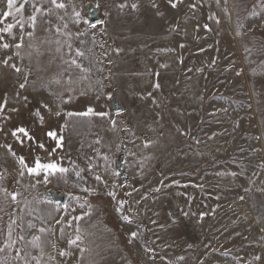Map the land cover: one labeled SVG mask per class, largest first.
Masks as SVG:
<instances>
[{
	"label": "rangeland",
	"instance_id": "obj_1",
	"mask_svg": "<svg viewBox=\"0 0 264 264\" xmlns=\"http://www.w3.org/2000/svg\"><path fill=\"white\" fill-rule=\"evenodd\" d=\"M58 2L65 8L36 0L51 12L37 15L34 36L25 37L20 57L13 55L15 48L0 49V61L11 56L9 63L24 70L17 74L0 64V102L7 93L5 113L12 117L0 121V145H11L17 156L23 155L31 163L34 154L43 159L47 153L38 148L33 153L27 141L21 147L10 130L26 127L50 151L55 143L45 133L54 129L59 134L60 125H66L64 146L56 157L70 171L47 185L36 184L27 174L18 176L15 158L0 147V187L19 193L16 202L0 194V246L8 240L13 219L12 239L17 241L0 257H6L7 264H24L11 259L19 247L27 264H77L81 254L67 241L75 238L78 227L83 237L78 243L88 249L82 264H264V191H257L264 189V0H221L219 5L216 0H201L195 10L187 6L194 0H184L177 9L167 0ZM83 2L100 8L103 24L91 28L84 22L89 20L80 6ZM132 3L138 7L132 9ZM120 4L126 7L121 9ZM5 8L6 0H0V13ZM74 10L80 13L79 23ZM32 11L33 0H28L24 18ZM212 14L219 23L208 19ZM5 23L15 21L10 17ZM205 23L211 31L196 29L197 24ZM171 26L177 30L171 31ZM56 27L62 31L57 33ZM31 30L25 26V32ZM20 32L15 27V39L5 36V41L15 44ZM77 49L84 55L76 57ZM72 58L87 71L65 63ZM29 71V83L20 94L29 96L33 104L20 106L21 114L8 113L19 106L15 93ZM55 77L61 83L51 85V91L64 100L73 97L69 102L60 104L41 87ZM156 83L159 89L153 87ZM113 97L124 110L111 118ZM38 98L54 100L50 106L53 111L61 110V116L41 108L45 120L41 125L29 112L39 107ZM88 106L108 112L109 118L66 115ZM118 161L125 164L129 177L125 183ZM218 172L237 175L219 176ZM85 189L94 191L90 194ZM43 190L63 192L71 198L67 211L48 204V198L40 199ZM108 191L116 193V200L105 195ZM120 200L127 203L117 213ZM184 211L196 215L184 217ZM200 212L206 213L202 220ZM121 215L131 216L133 222L122 221ZM76 216L81 220H74ZM41 227L48 231L41 233ZM132 231L140 235L129 244ZM21 235L23 241L18 239ZM33 235L41 237L39 249L28 243ZM145 246L153 252L146 253ZM59 249L71 255L60 257ZM254 255L262 259L253 261Z\"/></svg>",
	"mask_w": 264,
	"mask_h": 264
},
{
	"label": "snow or ice",
	"instance_id": "obj_2",
	"mask_svg": "<svg viewBox=\"0 0 264 264\" xmlns=\"http://www.w3.org/2000/svg\"><path fill=\"white\" fill-rule=\"evenodd\" d=\"M27 2H28V0H23V2H20V0H6V8L2 13H0V24H4L3 27H0V49L15 48L16 51L13 53V55L16 57L21 56L20 49H22L24 47L25 37H27L29 40L31 38H33L34 33H35V29H36V25H37V15L38 14L43 15L45 12H51V9H43L41 6H39L36 3V0H33V11H32L30 16H28L27 18H24L23 11L25 9V5L27 4ZM49 2L53 6V8H56V9L65 8V4L62 2H58V0H49ZM200 2H201V0H194V2L188 4L187 6H188V8L195 10ZM167 3L172 9H177L181 4L184 3V0H167ZM216 3H217V5H219L221 3V0H216ZM224 3H227V0H224ZM151 6L155 9L157 7V4L153 2ZM119 7L121 9H123L124 7H126V4H120ZM137 7H138L137 3L131 4L132 9H136ZM223 11L225 12L226 15L229 14L227 8H224ZM156 14L158 16L163 15L160 12H157ZM17 16H19L20 19H16ZM73 16L75 18L76 23H79L80 22V13L76 12L74 10ZM10 17L15 21V23H5L8 20V18H10ZM208 19L209 20H215L216 23H219V20L216 18L215 14L210 15L208 17ZM84 22L89 23L87 20H85ZM103 23H104V21L97 20L95 23H90L89 26L91 28H95L97 26V24H103ZM17 26L21 30L19 40L15 44H10V43L6 42L5 36H8V37H11L12 39H15L13 29ZM25 26H27L28 28H30L32 30L25 32L24 31ZM201 27L206 31H211L210 26L207 23H205L203 25H200V24L196 25L197 30H199ZM240 27L242 28L243 25H241ZM64 28L65 29L67 28V24L64 25ZM170 30L176 31L177 26H171ZM61 31H62L61 28L56 27L57 33H60ZM249 31H252V29H250ZM82 34L83 33H80L79 35H82ZM237 35H242V33L238 31ZM56 44L58 45V47L56 48V51L59 53L61 51V48L59 47L60 41L57 40ZM28 47L31 48V47H33V45L29 44ZM179 47L183 48V47H185V45L180 44ZM69 49H71L70 44H69ZM117 51H119V49H117ZM160 51H174V50L173 49H161ZM200 51H204V49H201ZM246 51H247V49H246ZM37 53L40 54L38 49H37ZM83 55H84V53L81 52L79 49H77L75 51L76 57H81ZM11 59H12L11 56L5 57L2 61H0V64L13 69L14 72L17 74L24 71L21 67H18L14 63L10 64L9 61ZM65 63H68L71 66H75L76 68L80 69L82 72L87 71V69H84L82 67V65L79 64L77 59H75V58H72L69 61H65ZM213 63H215V60H213ZM160 67H166V65H160ZM239 74L240 73L238 72L237 75H239ZM30 75H31L30 71L25 72L24 77H23V82L18 84V91L15 93V99H16L17 105H19V106L8 109L7 110L8 113L21 114L20 113V106H22L24 108H28L29 105L33 104V100H31L29 98V96H21V94H20V90L26 89V87L29 83ZM156 75L159 76V72H157ZM60 83H61V80L58 77H55L52 80H50L47 84H42L41 87L47 89L49 91V95L55 97L56 100H58L60 104H64V103L69 102L73 97L69 96L68 100H64L62 97L57 96V94L55 92L51 91V85H53V84L58 85ZM67 83H69V84L71 83L70 78L68 79ZM153 87L156 89H159L160 85H159V83H156L153 85ZM67 91L71 92L72 89L69 88V89H67ZM83 94L84 93H81V95H83ZM148 95L150 96L151 93H149ZM109 98H111V94H109ZM8 102H9L8 101V95H7V93H5L4 100L2 102H0V121H7V120H10L12 118L11 115H8L7 113H5L6 105L8 104ZM35 103L37 105H39V107L35 108L34 110L29 109V112H30V115L35 120H38L41 125H43L45 122L44 116L40 110L41 108L47 110L49 113H51L55 117H59L62 114L61 110L53 111L52 107L50 106L51 104L55 103L54 100L46 101L43 98H38V99H36ZM153 103H156L155 99H153ZM121 111H122V109H117L118 114ZM66 115L69 117L78 116V117H99L101 119L109 118L108 112L96 111L92 106H88L82 112H68V113H66ZM112 124H113V127H115L116 121L112 120ZM237 126H238V124H237ZM65 127H66V125H60V133L59 134L54 129L45 133V136L49 140H51L55 143V147H52L50 151L46 147L45 143L37 140L36 137L31 135L26 127L18 126L14 129L10 130L11 136L20 144L21 147H23L25 145V142L27 141V142H29L28 147L33 151V153H35V150L37 148L40 149L41 151L47 153L46 157L43 159L39 154H34L32 157L31 163H28L23 155L17 156L16 152L13 151L11 145H0V147L7 148L8 154L10 156H12L13 158H15L16 163L19 165V170H18V176L19 177H24L27 174L29 177H31L35 180L36 184L43 183V184L47 185L52 181V179L63 177L65 174H67L70 171L69 168L62 166L59 163V160L61 158L56 157V153L58 152V150L62 149L64 146V136L62 135V133H63ZM2 130L3 129H0V131H2ZM97 143H99V141H97ZM144 146L147 147L148 144H145ZM117 147H119V146H117ZM104 159L107 161L108 157L105 156ZM88 168H89V170H91L92 165L89 164ZM75 174L77 177L80 176L79 171L76 172ZM113 175H118V173H113ZM217 175H219V176L230 175V176L235 177L237 175V173L236 172H218ZM2 178H3V176H2V174H0V179H2ZM95 179L97 181H101V177L99 175H96ZM17 182H19V180H17ZM161 183H163V182H161ZM173 183H179V182L173 181ZM31 186L35 187L36 185L33 184ZM113 187H116V185L114 184ZM199 187H203V186L200 185ZM85 191H88L91 194L94 190L85 189ZM155 191H159V189H155ZM245 191L247 192V191H249V189H245ZM257 191H264V189H257ZM0 194H3L5 198L10 197L12 202H16L17 196L19 195V193H17V192H11L10 193V192H8L7 188H2V187H0ZM105 195L111 197L113 200H116V193L114 191H108L105 193ZM126 195H130V193H126ZM74 199L78 200L79 197H75ZM240 199L243 200L244 197L242 196V197H240ZM46 202L48 204L54 205L57 209H60L61 207H63V209L65 211H67V209L69 207L67 202H64L63 204H61V202L59 200L48 199ZM126 203H127V201H124V200L117 201V207L115 208V211L117 213H122L124 205ZM83 206L84 205H81V207H83ZM89 207H91V206H89ZM88 214L89 213H84V215H88ZM190 214L192 216L196 215L195 212H192V213H189L187 211L182 212V215L184 217H188ZM171 215L172 214L169 213V216H171ZM205 215H206L205 212H200L199 218L202 220L205 217ZM81 218H82L81 216H76V217H74V220L79 221V220H81ZM120 219L122 221L128 223V224H131L133 222L132 217L129 215H121ZM15 223H16L15 219H13L9 223V225H8V228H9L8 240L5 241L3 246H0V253H4L5 251H10L13 249V246L16 245L17 241L12 239V230H13L12 226ZM56 223L60 224L61 221L57 220ZM69 223H71V222H69ZM152 223L155 224L156 221H152ZM172 223L173 224L177 223V220L175 217H172ZM28 227L32 228L33 225L31 223H29ZM137 227L139 228V226H137ZM39 231L41 233H44V232H47L48 229L41 227L39 229ZM79 231L80 230L77 227V229H76L77 234L75 235V238L68 239L67 244L70 246H75L76 248H78L79 253L81 255L77 260V264H82L83 255L85 252L88 251V249L86 247H81L79 245L78 242L83 241V237L79 234ZM262 231H264V229H262ZM61 233H63V229H61ZM139 235H140L139 231L130 232L128 234L129 244H132L138 238ZM18 239L20 241H23L25 239V237L23 235H21L18 237ZM28 243H30L33 248L39 249L41 247V237L39 235H33L31 237V240L28 241ZM52 247L56 248L57 245L52 244ZM144 250L148 254H151L153 252L152 248H149L146 246L144 247ZM14 252H15V254H14V256L11 257V259L22 260V261H24V264H27V261L25 260V256L22 255V250L19 247H16L14 249ZM224 254L227 255L228 253L225 252ZM58 255L60 257H67V256L71 255V252L67 251L65 249H59ZM33 259H36V257H33ZM49 259L55 260V257L50 256ZM178 259L182 260L183 257H178ZM251 259L253 261L258 262L262 259V257H261V255H254ZM0 264H7V258L6 257H0ZM37 264H39V261H37Z\"/></svg>",
	"mask_w": 264,
	"mask_h": 264
},
{
	"label": "water",
	"instance_id": "obj_3",
	"mask_svg": "<svg viewBox=\"0 0 264 264\" xmlns=\"http://www.w3.org/2000/svg\"><path fill=\"white\" fill-rule=\"evenodd\" d=\"M80 6L82 8L83 13L87 16L89 23H95L97 20L102 21V17L100 15L101 14L100 8L94 7L89 2L80 3ZM109 107L111 110V112H110L111 118L115 114H118L117 109H122V111L124 110V107L121 104H119L118 100L114 97L111 99V101L109 103ZM117 167L120 169L119 175L121 178V182L125 183V182L129 181V177L126 176V174H125L126 173L125 164L121 163V161H118ZM45 198L59 200L61 202V204H63L64 202H71L72 201V199L68 198L65 193L57 192L55 190H43L40 193V199H45Z\"/></svg>",
	"mask_w": 264,
	"mask_h": 264
}]
</instances>
